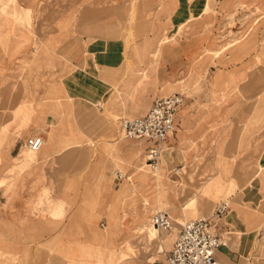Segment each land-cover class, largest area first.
Masks as SVG:
<instances>
[{"label":"crops","instance_id":"0c3cea01","mask_svg":"<svg viewBox=\"0 0 264 264\" xmlns=\"http://www.w3.org/2000/svg\"><path fill=\"white\" fill-rule=\"evenodd\" d=\"M194 1L178 0L185 4L179 6L176 13H171L173 32L162 30L158 34V43L144 41L138 47L136 55L146 60L145 66L131 67L122 86L117 88V93L107 103L105 111L113 118L120 115L130 118L144 115L155 98L179 93L172 90L187 87V83H200L209 76V67L213 61V40L208 36H200V28L208 21L212 0H205V7L201 0L199 12L190 13ZM236 1L223 0L221 8H234ZM42 4L39 6L38 3L36 19L45 10ZM161 7H166L164 0L160 3ZM12 26H15L13 31ZM59 34L57 25H21L14 13H0V45L5 48V53H0V124L4 115L12 112L10 103L13 99L18 98L22 102L30 98L36 103L43 98H73L72 106L66 109L73 131L70 137L61 138V142L67 143L61 151L55 152L46 146L35 155L25 152L27 139L39 138L42 143L48 139V127L45 128L47 121L41 128L30 122L28 127L19 130V134H11L5 145V154L0 160V174L4 176L8 175L7 169L13 163L21 169L22 165L37 161L39 157L54 159L43 160L39 169L32 170L16 186L12 185L10 178L0 185V264H166V254L173 244L169 250L166 248L172 243L175 230L173 226V229H162L157 233L150 230L149 215L154 210H160L169 214L172 224L177 218L188 221L183 206L192 197H196L198 202L190 210L195 214L194 218H208L216 207H226L221 216L211 218L212 231L221 235L225 241V245L220 246L215 254L218 264H264V180L257 173L259 168L246 169L243 164L241 169L244 170L239 169L238 176L244 179L245 184L231 186L228 180L232 179L229 176L230 161L220 156L226 163L224 175L221 166L217 165L219 157L216 153L217 157L207 160L198 173L194 171L203 157L193 155L191 151L207 143L209 130L230 124L235 114V106L231 102L221 110L207 106L212 96L220 93L224 79L215 82V88L212 85L209 87L206 82L208 89L204 95L191 89L186 99L184 96L176 116L175 130L165 139L160 157L168 169L163 175L166 193L162 207L160 201L155 203L152 194L154 182L150 184L145 179L139 182L141 172L135 171L136 155L142 148V155L145 156L150 142L139 139L145 145L134 144L119 130L118 141L104 147L107 151H118L120 157L131 165H116L111 154L109 160L98 157L85 185L87 191L94 186L95 193L80 203L79 212L55 229L40 217V212L45 211L50 216H58L60 209L68 203L62 196L64 191H61L63 183L60 178L68 177L70 163L88 156V145L92 144L96 119H102L91 106L106 99L124 63L123 48L117 42L69 37L66 41ZM16 39L20 46L15 49ZM160 66L166 69L172 66L177 72L173 78L153 79L152 93L155 97L149 101L143 88L148 80L147 71ZM194 70L200 73L199 77L193 74ZM76 101L81 104L78 109L75 107ZM56 103L49 112L35 105L33 120H36L37 115H45L51 117L48 119L49 125L53 124L51 115L60 112L59 104ZM222 115H226L227 121L220 124ZM15 127L16 124H10L9 131ZM253 128L260 129L258 137L263 135L261 132L264 124L246 123L242 140L244 150H248L249 154L239 165L248 160L249 163L261 165V172L264 173V148L252 152L249 147L254 142L249 137ZM193 132L195 135L191 137ZM78 143H82L85 149H79ZM194 156L191 165L193 169L190 170L187 164ZM176 162L183 167H175ZM172 166L174 169L171 171L177 174L175 179L171 178L169 170ZM117 173L124 177L119 179ZM197 176L200 178L198 184L192 185L190 194L183 199L182 194L187 192V185ZM114 185L119 187L115 188ZM151 187L153 190H150ZM51 193L59 194V198L52 200ZM213 204H216L214 209ZM100 218H104L105 222L99 226ZM163 232L167 233V237L161 243L158 234ZM28 243H32L29 249L26 248ZM122 254L125 260H120Z\"/></svg>","mask_w":264,"mask_h":264},{"label":"rangeland","instance_id":"374dc122","mask_svg":"<svg viewBox=\"0 0 264 264\" xmlns=\"http://www.w3.org/2000/svg\"><path fill=\"white\" fill-rule=\"evenodd\" d=\"M161 1L162 0H0V8H4L6 5L16 11L14 15L16 19L20 21L21 25L25 23L29 26L37 24L48 26L57 25L60 32L58 36L62 39L64 38L66 41L71 38L83 39L86 41L104 39L112 43L117 42L122 45L123 48L124 63L117 73V80L112 82V87L108 91L106 99L96 106H91V108L96 111V115H101L102 119L100 121L96 119L95 128L91 136L92 144L88 145L90 147L88 156L86 159L80 158L79 161L70 163L68 165V177L60 178L63 183V189L61 191H64L62 196L66 198L68 203L64 205L65 208L60 209L61 213H59L60 215L58 216H50L48 211L40 212V217L46 219V223H48V225H53L54 229L64 225V222H67L74 213H78L79 205L85 198L94 195V186H91L92 188L87 191L85 185L90 178V172L95 166L98 157L109 160V155L111 154L116 165H131L130 162L120 157L121 154L118 151L112 149L107 151L104 147L108 143L112 144L118 141L120 138L118 131L121 130L120 121L122 118L130 117L120 115L118 118H113L105 111V107L117 93V88L122 86V82L130 68L136 66L142 68L145 66L144 63L146 60L141 59V57L138 58L136 55L138 47L141 46L144 41H150L152 43L155 41L158 43V34L161 33L162 30L173 32L174 28H172L170 20L171 13H176L179 6L182 7L185 3L178 2V0H164L166 7L162 9V7L159 8ZM222 1L223 0H212V11L210 12L208 21L200 28V36H208L213 40L214 51L211 52L213 61L209 67V76L200 83H187V87L175 88L172 91H179V93L183 94V97L185 96V99L187 98L186 95H189L191 89L198 90L199 92L197 93L204 95L205 91L208 89V86L205 85L206 82L209 87L212 85L213 88H215L214 84L224 79L220 87V93L214 94L211 98L212 101L207 106L215 110H221L231 102V104L235 106V114L232 115V122L228 125H221L215 129L209 130L207 143L193 149L191 152L193 155L197 154L203 157L201 162L194 169L197 173L207 160L217 157L216 153L219 157L217 165L221 166L224 175H226V163L220 156L230 161L229 176L232 179L228 180H230V185L232 186L237 183L245 184L244 179H240L238 176V171L243 164L246 165V169L251 167L257 170L260 167L262 170L261 165L249 163L247 162L248 160H245L240 165L239 163L247 158L249 154L248 150H244V143L242 140L243 129L246 123L249 122L250 125L264 124V82H258V86L252 84L257 77L261 75L264 76V0H237L234 8L232 7L229 9L221 8ZM41 2L45 10L40 18L36 19L35 13L37 6L38 3L40 6ZM200 2L201 0L194 1L193 9L190 13H198L201 3L202 6H206L205 0ZM191 16L193 17L194 14ZM16 24L18 23L14 25ZM13 27L15 26H12L11 31L14 30ZM161 40L165 39L162 38ZM19 46V41L16 39L15 49ZM0 53H5V48L1 45ZM176 72L177 70L172 66L169 69L162 66L154 70L148 69V80L143 85L146 98L150 101L151 98L155 97L152 93L154 87L153 79L158 77L162 80L164 78H173ZM192 72L196 77L200 76L198 71L194 70ZM177 76H180L179 73ZM227 77L230 79L225 80ZM72 101L73 98L67 97H54L53 99L43 98L36 103L30 98L22 102H19L18 98L13 99L10 103L12 112L6 113L0 124V160L5 154V145L11 134H19V130L23 127H28L30 122H34L40 128L45 121L48 123V125L45 126V128L48 127V139L42 143L43 146H41L37 152H40L46 146L52 149V151H61V148L67 146V143L61 142V138L63 136L70 137L73 131L67 119L68 115L66 114V109L72 106ZM56 102L59 104L58 111L60 112L58 114L54 113V116L50 114L54 119L53 124L49 125L48 119L51 117L47 118L45 115H37L36 120H33L32 116L35 111V105L40 106L42 111L45 110L49 112L50 108ZM76 103L77 105L75 107L78 109L81 104H78L77 101ZM226 121V115H222L220 124ZM13 123L16 124V127L10 132L9 126ZM259 132V128H253L249 135L251 141H254L251 142L252 145L249 146L252 152L257 151L261 147L264 148V139L261 140L264 135V130L261 132L263 135L258 137ZM194 135L195 133L193 132L191 137H194ZM176 138L177 136L173 137L171 141ZM70 140L68 139L67 141ZM129 141L134 142V144L142 143L145 145V143L139 139H129ZM77 147L81 150L85 149L82 143H78ZM25 148L26 153H33L32 149L26 146ZM142 154L143 150L141 148V152L136 155V158L132 156L137 161L135 171H140L142 175L139 182L144 181V179L146 182L149 181L150 184L154 182L155 188L153 190L151 187L150 190H153L152 194L155 196V203H159L160 201L159 205L162 207L166 193L163 185V175L168 169L162 164V161L156 168L149 166ZM45 159L49 158L44 156L41 158L39 157L37 161H28L29 163L22 165L21 169L13 163L12 166L7 169L8 175L4 176L0 174V185L6 180H9V178L13 186L22 183L25 177L32 173V170L39 169ZM193 159H195V156L193 158L191 157V160L187 164L190 170L193 169L191 166ZM174 166L177 168L183 167L179 162H176ZM173 169V166L169 167L170 171ZM125 173L127 174L126 171ZM170 174L172 175L171 178H176L175 176L177 174H175L174 171H171ZM199 179L198 176L194 177L187 185V192L182 194L183 199L188 197L192 190V185L198 184ZM114 187L117 188L119 185H114ZM201 187L199 189H201ZM58 195L57 193H51L50 197L52 200H56L59 198ZM193 198L194 197L183 206L189 211L192 209ZM215 206L216 204H213L212 209H214ZM154 211L156 212L157 210ZM181 215H183V213ZM151 216L152 214L149 215V227L152 224L150 220ZM194 216V213H190V215L186 217L188 220L194 218ZM51 219L53 220L51 221ZM77 219L80 220L81 218L77 216ZM175 220L176 221L172 224L174 229L171 227V229L175 230V237L166 250L171 248L180 227L186 221V219L180 218ZM80 221L84 223L83 219ZM98 222L100 226L101 223L105 222V219L100 218ZM30 244L32 243H28L26 248L29 249ZM1 249L0 247V250Z\"/></svg>","mask_w":264,"mask_h":264},{"label":"built area","instance_id":"2783aa9c","mask_svg":"<svg viewBox=\"0 0 264 264\" xmlns=\"http://www.w3.org/2000/svg\"><path fill=\"white\" fill-rule=\"evenodd\" d=\"M183 101L179 93L158 97L144 115L121 119L120 127L126 137L150 142L146 149L149 163L158 161L160 143L175 130L176 116ZM26 143L37 148L40 140L29 138ZM117 177L121 179L124 175L117 173ZM225 211L224 205L216 207L212 218L221 216ZM153 222L165 230L171 227L170 217L165 211L156 213ZM222 245H225L224 238L212 231L211 218L189 221L178 232L172 249L166 254V264H218L215 254Z\"/></svg>","mask_w":264,"mask_h":264},{"label":"bare ground","instance_id":"6f19581e","mask_svg":"<svg viewBox=\"0 0 264 264\" xmlns=\"http://www.w3.org/2000/svg\"><path fill=\"white\" fill-rule=\"evenodd\" d=\"M0 13H15V11L13 10V8H11V7H6V8H3V9H0ZM264 82V76H259V77H257L256 79H255V81H253V83L252 84H254V85H256V86H258V82ZM174 94H176V93H174ZM180 95H182L183 96V94H181V93H179ZM184 98V97H183ZM121 131H122V129H121ZM122 133L124 134V132L122 131ZM125 135V134H124ZM128 138V137H127ZM131 139V138H130ZM164 141L165 140H163L161 143H160V154H159V157H158V161L156 162V163H154V164H152V163H149L148 162V160L146 159V153H145V161H146V163L149 165V166H151V167H153V168H156L159 164H160V161H161V152H162V149H163V145H164ZM26 147H28V148H30V149H32V151H33V155H35V154H37V153H39V152H37L40 148H41V146H42V141H40V145L37 147V148H33V147H29L28 145H27V143H26V145H25ZM257 173L259 174V175H261V179L263 180V175H262V172H261V168L259 167V169H258V171H257ZM212 179H213V177H212ZM212 181V180H211ZM212 183V182H211ZM213 184V183H212ZM211 186V185H210ZM205 188V187H204ZM211 192V191H210ZM197 199H196V197H194L193 199H192V208H194V207H196V205H197ZM158 212H162V211H160V210H158V211H156L155 213H153L152 214V216H151V226H150V230H152V231H155L156 233L157 232H159V231H161L162 230V228H160V227H157L155 224H154V222H153V216L156 214V213H158ZM183 212L185 213V212H187V214L186 215H190V213H193V212H190L189 210H187L186 208H184L183 207ZM169 215V214H168ZM213 215H214V212H213V214H211L210 215V217H208V218H212L213 217ZM170 217V216H169ZM214 218H217V217H214ZM195 219H199V218H190V219H188V221H185L183 224H182V226H181V228L184 226V224L185 223H187V222H189V221H192V220H195ZM170 220H171V218H170ZM171 227H172V223H171ZM171 227H170V229H171ZM181 228H180V230H181ZM167 230H169V229H167ZM145 233H146V231H145ZM167 233L166 232H163V233H161V234H158V240L162 243L165 239H166V237H167V235H166ZM145 235V234H144ZM125 242V241H124ZM123 255L124 254H122V256H121V258H120V260H125L124 258H123Z\"/></svg>","mask_w":264,"mask_h":264}]
</instances>
